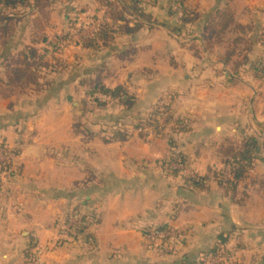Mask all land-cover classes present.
Masks as SVG:
<instances>
[{
  "label": "crops",
  "instance_id": "1",
  "mask_svg": "<svg viewBox=\"0 0 264 264\" xmlns=\"http://www.w3.org/2000/svg\"><path fill=\"white\" fill-rule=\"evenodd\" d=\"M106 1L127 12L134 0L66 2L69 17L79 12L94 21L80 30L69 60L40 79L44 86L7 90L10 61L0 54V167L11 155L18 167L1 172L8 179L0 181V264H200L221 236L228 248L240 244L235 264H264L263 151L235 190L216 179L194 189L165 165L180 152L188 175L206 177L223 167L225 149L247 137L263 150L264 75L255 67L264 62V0H142L150 20L139 29L133 12L115 22ZM220 11L234 19L223 32ZM104 26L115 31L112 39L84 48ZM24 30L20 23L10 43ZM46 37L21 43L50 45ZM95 85L123 87L133 103L87 113L81 99ZM159 104H169L186 131L173 132L163 114V136L102 133L106 122L147 116ZM74 210L92 217L86 241L61 225ZM160 227L176 232L167 253L144 235ZM34 245L41 255L32 262Z\"/></svg>",
  "mask_w": 264,
  "mask_h": 264
},
{
  "label": "trees",
  "instance_id": "2",
  "mask_svg": "<svg viewBox=\"0 0 264 264\" xmlns=\"http://www.w3.org/2000/svg\"><path fill=\"white\" fill-rule=\"evenodd\" d=\"M43 0H0V53L1 48H4L10 43V39L15 36L18 26L22 20L18 18L19 13L21 16H27V14L31 11L32 8L38 7L40 2ZM142 0H134L132 5L127 8V12H133L136 14L138 19L135 21V27L141 28L143 22L149 21L150 18L145 15L142 10L139 8V4ZM107 7L111 11V17L115 22L125 20L126 8H116L113 6V3L106 1L105 3ZM46 7V6H45ZM26 10H29L26 12ZM25 11V12H24ZM41 13L43 16H41ZM32 14V13H30ZM29 14V17L31 16ZM47 15L45 8L41 10L40 14L33 11L31 16V28L33 33H38L39 37H42L38 42L46 41V37L43 36V32L45 30L44 25V16ZM26 18V17H25ZM24 19V18H23ZM234 19L229 11H220L218 12V25L220 26V32L227 31L231 25H233ZM210 28V27H209ZM241 29L242 27H238ZM115 31L110 30L108 26H104L98 30L93 38L87 39L84 41V48L88 49H97L98 42L103 41L107 42L112 39ZM219 36V35H218ZM36 42V43H38ZM206 49L210 51V29L208 32V38L206 37ZM37 51L34 48H29L27 51L22 53L21 60H15L13 62L14 65H8L7 73L5 81L2 82V85L7 88V90H25L31 86H37L39 84L40 73L39 67H48L42 60L37 58ZM231 55V53H228ZM37 59V60H36ZM226 65L229 64V60H222ZM255 70L264 75V62H258ZM40 88V86H38ZM100 93L108 96L112 102L120 101L124 103V105H131L133 103V99L128 95L127 91L123 87H117L115 89H108L102 85H95L90 91V95L93 97L95 94ZM101 104V103H100ZM105 106V104H101ZM158 115L166 114L170 120L174 121L173 132H184L186 131V127L184 126L181 120H176L170 114V105H164L162 107V112H159L156 108L154 110ZM141 123L142 121L139 120ZM148 122L143 124H139V126L146 125ZM157 130L159 129L157 126L155 127ZM117 137H122V134H118ZM262 149V144H260L259 140L255 137H247L240 147H228L223 151V168L222 170H213L209 168L208 174L206 177H194L186 176L183 178L186 186L192 187L198 190H205L208 183L211 179H216L219 185H226L231 187L232 189H236L239 182L243 181L246 178L247 173L253 168L254 162L257 160L258 155ZM169 162H180L188 166V159L185 155L180 152L173 151L170 156ZM230 167L231 169V178L228 180L224 179L225 170ZM172 174L176 176H180V172L177 170L170 169ZM73 216L77 223L73 228L72 233L76 240L86 241L89 239L88 231L93 224L92 217L82 216L76 210H74L68 217ZM67 217V218H68ZM67 223V222H66ZM168 227H160V228H151L146 229L144 233H151L154 231L164 232L168 231ZM229 237L221 236L220 239L216 242L215 246L210 249V251L206 255H214L220 244H224L228 246ZM204 255V256H206ZM202 256V258H204ZM200 264H203L201 259Z\"/></svg>",
  "mask_w": 264,
  "mask_h": 264
},
{
  "label": "rangeland",
  "instance_id": "3",
  "mask_svg": "<svg viewBox=\"0 0 264 264\" xmlns=\"http://www.w3.org/2000/svg\"><path fill=\"white\" fill-rule=\"evenodd\" d=\"M67 1L68 0H43L40 2L39 8L34 7L27 14V15H29L30 13L33 14V11L40 14L41 10L45 8L47 15L44 16V18H43L45 30H44L42 35L46 37V34H47L49 36L48 38L50 40V45L39 44V45H36L35 47H33L31 45H24V43H21L22 42L21 40L24 39L25 42H27L28 44L35 45V43L38 42V40H41L42 37H39L38 33H33V31H32V28H31V20H32L31 16H32V14H30L31 16L29 18L23 17L24 18L23 19V18H20L22 11H21V13H19L18 18H20V20H22L21 26H27L30 29V31L26 32V30H24L23 34L22 35L20 34L21 35L20 39H17L18 41L14 42V43H9L4 48H1L0 54L3 56V58L5 60L10 61L11 66L14 65L13 62L15 60H21L22 59L21 55L23 52L27 51L29 48H34V49H36V51L38 53L37 58L39 60H42V62L45 63L46 65H48V67H44L43 65H42V67H39L40 79H44L46 75L50 74L49 72L59 70L62 67L61 65H63V63H64L63 62L64 60H69L68 54L70 53V51L73 48L76 47L75 46L76 43H78V41L81 38L82 34H81L80 30L84 31L85 26L89 27V24L91 23V22L89 23V21L91 20L93 22L94 18H92L90 16L87 18L82 17V14L78 15L79 12H75L74 14H71V16L69 17L66 13L68 11V7H69L66 4ZM28 11L29 10H26V12H28ZM41 16H43L42 13H41ZM38 43H41V42H38ZM40 79H39V84L37 86H35L36 88H39L38 86L41 87L40 84H42L44 86L43 83H40ZM43 82H45V80H43ZM99 95H101V94L97 93L93 97L91 95L82 97V99H81L82 100L81 101L82 102V109L81 110L87 111V113H92L93 110L95 111V109L97 110V109L102 108L103 106L101 104L104 103L105 106L110 104V102L100 101L98 99ZM162 107H163L162 104H159L157 106V109L159 112H162ZM93 113H96V112H93ZM102 119H105L104 121H106V118L104 117V115H103ZM163 119H164V115H158L155 111H152L147 116L136 118L135 120L129 119V118H122L120 120L118 119V120H115L113 122H106V123L104 122L105 123L104 125L106 127H108V129L103 131L102 133L106 134V138L107 137L108 138H114V137L117 138L118 134H124L125 135L124 137H127L130 133L131 134L135 133L137 135H143V136L146 135L147 137L156 138V136H163V135L167 134V133H164V130H157L155 128L157 126L159 129H163V127H162ZM139 120H141L142 123ZM145 122H148V124L139 126V124H143ZM261 151H263V153H264V148ZM172 153L168 154V157L166 159V164H165L169 171H171L170 169L177 170V169L173 168V167H176L175 165L172 164L174 162H169L170 156ZM10 162L12 163V166H14V168H18V167H15L17 165L15 163V161L13 162L12 159H10ZM14 168H12V170ZM186 168L188 169V166H186ZM222 168L223 167H221L219 170L221 171ZM181 176H183V177L190 176L191 178L198 177L196 175H188V171H186V173H182ZM3 178L4 179H2V182L6 183L8 177L4 176ZM231 193H233V192H231ZM63 220L61 222V225H63V223L65 225L66 220H65V222ZM175 233L176 232L174 230V234ZM173 240L169 241L170 243L168 246H170V244H172ZM155 243L158 244L157 245L158 251H162L164 253H167L166 251H170L171 249H173V248H170L168 246H165L167 243L165 244V241L162 239H159ZM152 246H154V244H152ZM240 248L241 247H240L239 243H237V242L232 243V245L228 248V254L227 255L229 256V261L227 262V264L237 263L236 260H238V257L236 258L234 256L236 255V253H238L241 250ZM30 253H31L30 255H31L32 262H35L36 259H34V258H36V254H34L31 251V249H30ZM33 259L35 261H33ZM202 261H203V264H218V263H220L219 260H217L215 257H213L211 255H210V258L207 260L202 258Z\"/></svg>",
  "mask_w": 264,
  "mask_h": 264
},
{
  "label": "built area",
  "instance_id": "4",
  "mask_svg": "<svg viewBox=\"0 0 264 264\" xmlns=\"http://www.w3.org/2000/svg\"><path fill=\"white\" fill-rule=\"evenodd\" d=\"M98 97H99L98 99L102 102H112V100L106 95L101 94ZM10 159L14 160L15 159L14 155H11ZM10 159H9L8 163H4L3 167H0V181H2V179H3L1 172L3 171L5 173V171H7V168L10 165H12V163L10 162ZM172 164L176 166V167H173V166L172 167L174 169H177V171H179L180 174L186 173V171H188L186 168V165L183 163L174 162ZM76 223H77L76 219L73 216L70 217L69 220L67 221V223L65 224V228H64L65 233L68 234V233L72 232ZM144 235L146 236V239L151 244H156L155 242H157L159 239L164 240L165 244H166L167 242L169 243V241L173 240L175 238L176 234H174V230L169 229L168 231H164V232L154 231L151 233H144ZM32 252L34 254H36V258H39L41 255V251L39 250V248H37L36 245L33 246ZM227 254H228V247L224 244H220L216 253L214 255H211V256H213L217 260H219L220 263H218V264H227V262L229 261V256ZM36 258H34V259H36ZM209 258H210V255L204 256V259H206V260Z\"/></svg>",
  "mask_w": 264,
  "mask_h": 264
},
{
  "label": "water",
  "instance_id": "5",
  "mask_svg": "<svg viewBox=\"0 0 264 264\" xmlns=\"http://www.w3.org/2000/svg\"><path fill=\"white\" fill-rule=\"evenodd\" d=\"M171 1H177V0H171Z\"/></svg>",
  "mask_w": 264,
  "mask_h": 264
}]
</instances>
